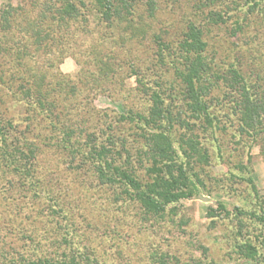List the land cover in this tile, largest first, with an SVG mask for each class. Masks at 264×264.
I'll return each mask as SVG.
<instances>
[{
	"label": "rangeland",
	"instance_id": "374dc122",
	"mask_svg": "<svg viewBox=\"0 0 264 264\" xmlns=\"http://www.w3.org/2000/svg\"><path fill=\"white\" fill-rule=\"evenodd\" d=\"M42 2L0 0V17L10 8L15 13L12 29L0 34V73L8 78L22 67L14 51H2L17 47H27L33 55L24 60L28 64H22L24 70L44 73L49 84L60 77L78 82L83 66L93 69L95 53L113 58L117 76L112 84L104 85V92L88 93L81 85L75 100L58 94L57 112L72 120H85L93 128L113 123L119 138L116 148L120 139L127 141L125 150L142 181L146 178L145 161L139 163L136 150L140 127L123 117L129 110L143 113L149 107L146 96L137 90L136 79L130 76L131 63L148 87L155 86L160 74L163 81L173 80L175 59L167 57L163 64L158 61L155 37L176 48L187 27L195 25L203 30L207 43L204 56L211 65L219 71L231 63L241 65L243 75L264 91L263 2L256 6L244 0H157L152 16L144 7H137L136 27L143 30L133 32L137 34L133 37L124 25L108 27L90 11L85 21L79 19L63 31L62 44L36 52L23 29L27 21L38 19ZM22 81L14 80L10 86L16 88ZM10 83L0 84V117L13 120L21 136L30 119L32 130L22 137L38 150L31 178L7 167L0 155V264L41 257L59 245L62 231L57 228L63 225L70 226L74 247L101 264H264V220L257 219L264 215V126L257 134L241 130L231 104H216L228 98L229 94L223 96L225 89L215 90L216 99L210 103L217 130L216 140L203 142L209 162L200 164V169L196 166L204 187L196 196L156 216L145 215L137 203L126 199L119 184L101 185L91 171L69 162L65 151L50 147L54 140L44 138L51 135L47 121L34 118L33 110L13 101L5 90ZM178 111L173 109V115ZM121 117L125 122H117ZM183 132L190 134L183 128L174 135ZM12 143L21 145L20 140ZM218 203L225 205L229 215L220 212L217 218H208V209H217ZM58 207L64 209L65 217L56 216ZM235 207L246 215H237ZM245 245L257 252L251 261L240 250Z\"/></svg>",
	"mask_w": 264,
	"mask_h": 264
},
{
	"label": "trees",
	"instance_id": "16d2710c",
	"mask_svg": "<svg viewBox=\"0 0 264 264\" xmlns=\"http://www.w3.org/2000/svg\"><path fill=\"white\" fill-rule=\"evenodd\" d=\"M244 2L259 6L264 0H244ZM156 4L157 0H43L38 19L27 21L23 30L32 38V44L37 52L53 44L57 46L62 44L65 35L63 31L79 19L85 21L86 14L94 11L99 21L108 27L113 24L124 25L133 37L137 35L133 32L141 33L143 30L136 27L137 7H144L152 16ZM13 11L12 8L2 11L0 34L1 31L12 29L15 22ZM203 36V30L190 25L176 48L162 42L160 37L154 38L159 48L158 61L163 64L167 57L175 59L173 80L163 81L160 74L161 80L159 78L155 81V86L148 87L139 70L135 69V65L133 63L129 65L130 76L136 79L139 86L137 90L146 96L149 103L145 112L129 110L123 117L129 123L140 127L141 140L136 141L137 145L139 144L136 150L140 158L139 163L145 161L143 164L146 178L143 181L139 179L130 163L129 151L125 150L127 141L120 139V147L116 148L119 138L115 135L113 123L108 124L106 128L99 127V124L97 128H93L85 120L79 122L70 119L68 115L65 116L62 111L57 112L55 97L58 94L69 95L71 100H75L81 85L83 89L89 90L88 93L104 92V85L112 84L113 78L117 76L118 66L112 61L113 58L95 53L93 69L83 66L78 82L60 77L49 84L46 83L47 78L44 73L40 72V74L37 70L30 73L28 71L31 70L30 68L24 70L23 65L26 67L28 65L24 60L33 56L27 47L9 48L11 51L3 49L2 51L8 54L14 51L16 60L19 64L23 63L20 64L22 70L9 74L8 78L5 77L4 72H1L0 84L4 85L11 81L8 86L6 85L5 90L11 94L13 101L23 103L33 110L34 118L47 121L50 127L47 132L51 135L44 138H48L49 141L54 140V142L50 141L49 146L55 145L56 148L65 151L70 158L69 162L76 163V168L91 171L101 185L119 184L123 188L124 197L137 203L145 215H164L169 206L175 208V205L182 200L196 196L199 188L204 187L196 166L200 169V164L207 165L209 162L208 151L203 146L204 139L216 140L217 125L210 111V103L216 99L213 95L215 90L221 87L225 89L224 98L229 94L228 98L216 104L218 106L221 103L222 106V102L230 103L233 116H236L238 125L245 133L257 134L264 126L262 123L264 91H259L257 84L243 75L241 65L231 63L225 71H219L214 64L211 65L204 56L207 43ZM25 76L27 79L24 80ZM14 80L23 81L14 88L10 86ZM173 109L180 111L173 115ZM123 118L121 117L117 122H125ZM189 120L194 121L195 124L199 123L198 134L193 133L195 124L189 123ZM12 121L0 117V155L7 161V167L12 166V169L21 176L31 178L35 176L38 147H34L32 142H27L28 140L22 137L32 130L30 119L26 120L28 123L22 136L17 131V125ZM183 128H186L190 134L183 132L175 137L174 132ZM19 140L20 146L12 143ZM122 149L124 151L121 152ZM217 152L219 154L218 150ZM226 211L225 205L218 203L217 209H208V218H217L220 212L229 215ZM235 211L237 215H246V212L237 207ZM55 212L56 216L65 217L62 207H58ZM257 219L263 221L264 215ZM57 229L62 231L59 245H53L52 249L37 259L24 258L18 264H101L96 259H92L90 254L74 247L70 239L72 235L70 226L63 225ZM240 250L248 261L253 260L257 254L250 245L240 247ZM194 264L203 263L196 261Z\"/></svg>",
	"mask_w": 264,
	"mask_h": 264
}]
</instances>
